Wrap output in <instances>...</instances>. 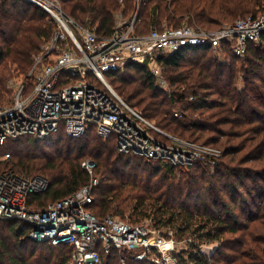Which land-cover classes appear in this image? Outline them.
I'll return each mask as SVG.
<instances>
[{
  "label": "trees",
  "instance_id": "trees-1",
  "mask_svg": "<svg viewBox=\"0 0 264 264\" xmlns=\"http://www.w3.org/2000/svg\"><path fill=\"white\" fill-rule=\"evenodd\" d=\"M79 24L110 37L118 19L147 35L162 23L193 24L218 30L238 18L264 14V0H60ZM152 27V28H151ZM171 27V26H170ZM56 23L43 9L22 0H0V104L14 76L28 74ZM221 62L209 46H186L160 61L168 92L146 66L130 63L124 76L108 73L115 91L149 121L178 138L224 152L214 169L177 168L118 150L114 137L91 130L78 139L60 133L0 146V172L13 169L49 181L47 192L29 197L33 211L44 210L99 181L88 211L99 219L130 212L132 223L149 218L158 229H173L192 243L179 264H264V35L245 57L226 54ZM15 67V68H14ZM179 108V109H176ZM182 113L181 117L175 115ZM6 153L11 159L4 160ZM95 164L91 175L82 163ZM180 175V176H179ZM25 222L0 219V264L66 263L71 248L53 251L30 238ZM217 243L211 257L201 245ZM154 264L130 251L112 250L104 264Z\"/></svg>",
  "mask_w": 264,
  "mask_h": 264
},
{
  "label": "built area",
  "instance_id": "built-area-1",
  "mask_svg": "<svg viewBox=\"0 0 264 264\" xmlns=\"http://www.w3.org/2000/svg\"><path fill=\"white\" fill-rule=\"evenodd\" d=\"M45 10L56 23V32L36 58L28 78L21 82L9 105L0 106V146L33 137L46 140L60 133L78 139L93 130L104 139L114 137L118 150L146 161H161L187 169L202 165L214 169L223 158L217 147L172 136L131 107L111 86L108 73H118L128 64L147 67L158 86L168 92L160 61L186 46H209L215 56L245 57L251 43L264 35V14L241 18L221 29L206 31L184 24L154 29L147 35L135 32L136 17L120 23L110 37H100L82 26L63 9L60 0H22ZM144 0H140L142 4ZM181 117L182 113L176 111ZM4 160L11 159L6 153ZM91 175L95 164L82 163ZM99 181L76 194L33 211V194L48 191L42 176L28 177L13 169L0 172V219L25 222L30 238L56 247L71 248L63 264H104L116 249L130 251L135 260L162 264L170 258L174 241L147 223H131L112 216L99 219L88 211L92 191ZM124 262V259H122Z\"/></svg>",
  "mask_w": 264,
  "mask_h": 264
},
{
  "label": "rangeland",
  "instance_id": "rangeland-1",
  "mask_svg": "<svg viewBox=\"0 0 264 264\" xmlns=\"http://www.w3.org/2000/svg\"><path fill=\"white\" fill-rule=\"evenodd\" d=\"M136 5H137V8H138V11L140 10V7L142 4H140V0H136ZM261 15V14H260ZM137 19V14L133 17ZM241 19V18H240ZM126 20V19H125ZM123 19H118L119 21V24L120 23H125L123 21H125ZM239 20V18H238ZM184 24H188V23H184ZM182 24V25H184ZM181 25V26H182ZM190 26H194L193 24H188ZM162 28L163 27H173L174 25H169L167 23H162V25H160ZM226 26V25H225ZM197 27V26H195ZM152 28V27H151ZM205 30V29H204ZM206 31H213V30H206ZM38 57V56H37ZM36 57V58H37ZM35 58V60H36ZM218 59L221 61V62H226V56H218ZM228 61V60H227ZM15 68V67H14ZM127 70L124 69V70H121L120 72H118V75L120 76H124L126 73ZM163 77V80H165L164 78V75L162 76ZM21 82H24V83H31V80L29 78H26L25 77V74H19L18 72L14 71V76L10 79L8 85H7V92L5 93V95L3 96V99H2V103L0 104V106H5V105H9L11 102H12V99L14 97V94H15V90H16V86L21 83ZM176 109H179V108H176ZM151 122V121H150ZM154 125H156L155 122H152ZM157 126V125H156ZM158 127V126H157ZM159 128V127H158ZM163 130V129H161ZM164 131V130H163ZM168 134H170L169 132L167 131H164ZM172 136H175L173 135L172 133L170 134ZM177 137V136H176ZM1 150V149H0ZM221 150V149H220ZM3 152V150H1ZM223 152V151H222ZM224 154V152H223ZM180 176V175H179ZM114 218H117L119 220H123V221H126V222H133V218H131V214L130 212L126 213L124 217L122 216H112ZM142 223H147V224H150L152 226H154L153 224V221L149 218H143ZM165 232V235H166V238L168 240H173L174 241V249L173 251L170 253V258L167 259L166 261H164V263L162 264H179L178 262V259L176 258L175 255H178L179 253L181 254H184V251H188L189 250V246L191 245L192 243V239L190 237H186L184 239H181V237H179L175 231L172 229H161ZM45 243V242H44ZM49 245V248L53 251H58L59 250V247H56V246H53L49 243H47ZM219 247V245L217 243H204L201 245V250H202V253L205 254L206 256L208 257H211L213 255V253L216 251V249ZM54 257L52 258V263L51 264H57V259H56V254L53 255ZM153 260V259H151ZM124 264V262H122ZM60 264V263H59ZM188 264V263H187Z\"/></svg>",
  "mask_w": 264,
  "mask_h": 264
}]
</instances>
